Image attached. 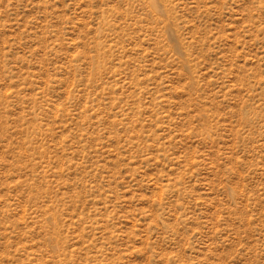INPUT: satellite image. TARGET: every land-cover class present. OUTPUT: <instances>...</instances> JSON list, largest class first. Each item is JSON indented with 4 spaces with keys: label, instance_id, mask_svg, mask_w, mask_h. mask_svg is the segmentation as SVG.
<instances>
[{
    "label": "rangeland",
    "instance_id": "1",
    "mask_svg": "<svg viewBox=\"0 0 264 264\" xmlns=\"http://www.w3.org/2000/svg\"><path fill=\"white\" fill-rule=\"evenodd\" d=\"M0 264H264V0H0Z\"/></svg>",
    "mask_w": 264,
    "mask_h": 264
}]
</instances>
